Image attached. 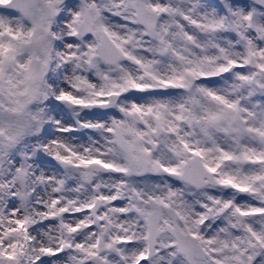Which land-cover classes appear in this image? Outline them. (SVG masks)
Returning a JSON list of instances; mask_svg holds the SVG:
<instances>
[{
  "label": "snow or ice",
  "instance_id": "snow-or-ice-1",
  "mask_svg": "<svg viewBox=\"0 0 264 264\" xmlns=\"http://www.w3.org/2000/svg\"><path fill=\"white\" fill-rule=\"evenodd\" d=\"M0 264H264V0H0Z\"/></svg>",
  "mask_w": 264,
  "mask_h": 264
}]
</instances>
